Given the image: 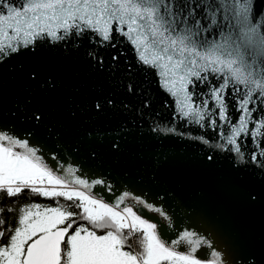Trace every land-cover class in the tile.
Returning <instances> with one entry per match:
<instances>
[{
	"label": "water",
	"instance_id": "water-1",
	"mask_svg": "<svg viewBox=\"0 0 264 264\" xmlns=\"http://www.w3.org/2000/svg\"><path fill=\"white\" fill-rule=\"evenodd\" d=\"M25 2L0 0V12H6L4 3L21 7ZM173 2L189 3L196 19L207 25L205 8L218 0ZM253 2L255 11L264 13V0ZM255 11L253 22L264 32V15L256 17ZM115 27L110 42L90 29L80 35L73 29L62 40L44 36L0 58V130L28 139L58 175H65L71 166L75 176L89 183L104 180L110 189L94 185L91 194L106 203L115 204L129 192L120 208L131 206L156 223L164 239H178L184 230L209 238L213 249L200 252L198 258L211 259V251L217 250L230 264H264V128L252 136L264 121V98L256 93L249 104L248 132L237 137L241 159L232 145H217L226 143L221 132L227 135L239 123L244 86L230 85L226 90L228 120L220 121L210 89L223 77L208 73L206 82L193 78L188 89L193 106L208 100L213 114L203 126L181 117L176 100L182 94L172 96L163 85L161 70L143 64L135 47ZM98 100L113 103H105L97 112L93 105ZM34 113L43 114L39 122ZM114 143L118 148L112 147ZM71 187L88 192L80 185ZM132 197L161 207L169 219L136 204Z\"/></svg>",
	"mask_w": 264,
	"mask_h": 264
},
{
	"label": "snow or ice",
	"instance_id": "snow-or-ice-1",
	"mask_svg": "<svg viewBox=\"0 0 264 264\" xmlns=\"http://www.w3.org/2000/svg\"><path fill=\"white\" fill-rule=\"evenodd\" d=\"M3 7L6 12H0V58L28 48L44 36L62 40L73 29L77 35L90 29L103 41L110 42L115 24V31L128 38L139 60L161 70L163 85L171 95L182 94V99L176 100L178 114L201 126L213 113L209 112L208 100L202 106H193V93L188 89L194 79L206 82L208 73L223 77L218 86L210 89L220 121L228 120L226 90L230 85L244 86L246 91L238 102L242 112L239 123L231 126L227 135L222 131L221 139L226 143L217 145L221 148L232 145L231 150L243 158L237 137L248 132L252 111L249 104L254 94L264 98V32L259 23L253 22V0H218L207 5L204 17L207 25L196 19L195 9L189 3L177 4L173 0H26L21 7L10 3H4ZM261 15L264 13L255 11L256 17ZM214 29L218 30L216 36L209 38ZM61 30L63 35L58 34ZM116 59L114 56L113 60ZM128 90L133 91V87L129 85ZM235 91L241 90L236 87ZM105 103L110 106L113 102L98 100L93 107L100 112ZM42 117V113L33 115L37 122ZM211 125L216 127L214 119ZM261 128L264 121L252 136L259 135ZM168 131L175 132V128ZM200 139L208 143L203 137ZM112 147L118 145L114 143ZM59 168L64 169V165ZM75 172L68 166L65 175H58L28 139L0 130V191L8 197L28 190L46 198L78 200L74 206L82 210L80 217L92 225L89 228L77 224L78 214L68 210L71 205H60L58 201L56 207L29 204L19 209L14 228L0 230V240L5 239L6 231L9 233L6 242L0 244V264H230L217 250L211 251V259L198 258L200 252L213 249V244L196 231L184 230L178 239H164L156 223L143 218L131 206L120 208L129 192L119 196L115 204L106 203L103 198L93 196L91 189L94 185L110 189V185L102 179L89 183L75 176ZM72 185L83 186L87 194L75 188L64 190ZM132 199L169 219L161 207L139 197ZM4 223L0 219V226ZM95 229L107 231L98 235ZM133 236L137 248L128 243ZM181 245L186 250H179Z\"/></svg>",
	"mask_w": 264,
	"mask_h": 264
},
{
	"label": "trees",
	"instance_id": "trees-1",
	"mask_svg": "<svg viewBox=\"0 0 264 264\" xmlns=\"http://www.w3.org/2000/svg\"><path fill=\"white\" fill-rule=\"evenodd\" d=\"M57 201L60 205H71L68 210L74 211L78 214L75 217L77 224L92 228V225H90L86 220L80 217L79 213H81L82 210L74 206L76 203H79L78 200L68 201L63 197L46 198L25 190L23 193L14 197H8L6 192L0 191V208L4 209L3 212H0V219H3L5 221L4 225L0 226V230H6L16 226L20 208L26 207L27 205L33 203L41 204L42 206L47 207H56L58 206ZM9 209H11V211H9ZM75 226L76 225H74L73 227ZM129 242H132L133 244V237L129 240Z\"/></svg>",
	"mask_w": 264,
	"mask_h": 264
},
{
	"label": "rangeland",
	"instance_id": "rangeland-1",
	"mask_svg": "<svg viewBox=\"0 0 264 264\" xmlns=\"http://www.w3.org/2000/svg\"><path fill=\"white\" fill-rule=\"evenodd\" d=\"M73 188H75V187H69V188H67V189H64V190H66V191H70V190H72ZM75 190H79V189H77V188H75ZM80 191V190H79ZM12 228H14V227H12ZM96 231H97V234L98 235H102V234H104V232H106L107 231V229H96ZM9 235V233L6 231L5 232V239L4 240H2V241H0V243H5L6 242V238H7V236ZM128 243L132 246V247H134L135 245H137V243H136V237L133 239V244H132V242H129L128 241ZM138 246V245H137Z\"/></svg>",
	"mask_w": 264,
	"mask_h": 264
},
{
	"label": "flooded vegetation",
	"instance_id": "flooded-vegetation-1",
	"mask_svg": "<svg viewBox=\"0 0 264 264\" xmlns=\"http://www.w3.org/2000/svg\"><path fill=\"white\" fill-rule=\"evenodd\" d=\"M135 238V236H133V239ZM138 246L137 245H135L133 248H137Z\"/></svg>",
	"mask_w": 264,
	"mask_h": 264
}]
</instances>
